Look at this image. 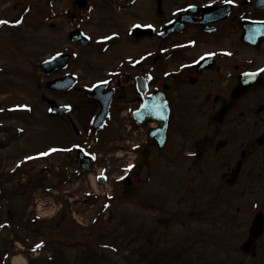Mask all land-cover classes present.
Segmentation results:
<instances>
[{"label":"rangeland","instance_id":"374dc122","mask_svg":"<svg viewBox=\"0 0 264 264\" xmlns=\"http://www.w3.org/2000/svg\"><path fill=\"white\" fill-rule=\"evenodd\" d=\"M86 1L94 9L79 11L73 0L54 3L50 0H0V21H7L0 23V163H5L0 164V264H11V257L20 254L22 247H27L26 254L23 251V264H195V261L209 264L208 241L175 239L178 236L198 237L190 233L196 229V224L189 229L182 225L184 221L189 223L187 218L192 216L189 210L197 211L194 204L198 202L184 197L175 206L171 201L174 191L163 197V190L172 176H166L167 162L159 159L156 150L149 149L147 160L139 162L136 168L142 176L148 171L154 172L149 182L139 181L136 174L128 188L118 182L124 170L112 168L105 184L95 179L99 172L105 173L107 166L111 167L109 160L129 170L131 161L137 165L132 160L135 154L130 147L147 135L149 126L128 123L124 107L136 100L135 95H130L129 90L118 93V107L112 108L113 119H108L100 131L91 129L93 117L88 123L90 115L96 114L91 100L86 101L76 89L54 91L44 86L46 81L70 73L83 87V83L90 84L103 78L107 70L119 67V59L125 62L145 51L153 53L156 45L153 38L138 44L132 38H123L133 18L125 20L122 1ZM75 12L84 19L81 28L91 39L86 46L67 38V32L74 27L71 15ZM108 17L113 21H108ZM49 23H53V27ZM115 30L123 39L109 41L106 33ZM198 48L182 59H190L212 47L202 43ZM67 52L70 61L65 69L45 73L39 68L42 59ZM149 61L152 63L151 57L145 62V68ZM139 70L140 67L137 74ZM128 72L129 75L121 74L115 81L119 79L124 85L123 81L131 79L134 73L132 69ZM42 94L58 104H70L71 112L58 118L48 114L47 105L40 98ZM178 130V121L174 120L170 132ZM79 140L92 158L96 156L88 170L79 168L74 148ZM59 146L65 149L59 151ZM170 146L173 149L177 146L175 139ZM22 156H29V160L15 170L13 167L21 162ZM175 160L182 162L178 152ZM183 172L184 169L177 168L172 172L176 177L174 181L180 186L192 190L203 183L200 176L187 173L186 177ZM21 177L26 178V182L17 180ZM52 188L57 190L48 194ZM38 199L46 200L35 209L42 219L32 221L27 209ZM15 215L17 219L14 220ZM49 216L53 218L47 219ZM143 243L151 247L147 248L146 260L143 258L146 253L140 252ZM138 244L139 250L127 256V247L137 248ZM153 248L156 250L151 256ZM47 253L53 255L51 260ZM238 256L235 252L226 259L233 262Z\"/></svg>","mask_w":264,"mask_h":264},{"label":"flooded vegetation","instance_id":"af4514ba","mask_svg":"<svg viewBox=\"0 0 264 264\" xmlns=\"http://www.w3.org/2000/svg\"><path fill=\"white\" fill-rule=\"evenodd\" d=\"M124 5L125 20L131 17L132 24L151 27L147 38L156 44L152 55L139 54L136 65L132 59L117 68V76L134 72L131 85L124 81L115 91L135 95L136 100L124 107L125 114L131 116L142 103L134 83L138 68V75L146 76L145 69L151 66L148 87L164 90L169 123L176 120L183 126L168 145L154 146L157 155H170L164 158L169 168L176 149L190 148L195 155L186 173L203 182L192 190L185 186L179 196L191 198L192 192H200L202 231L235 244L241 251L239 262L264 264V0H124ZM145 37L140 36L138 43ZM202 43L212 48L182 59ZM150 57L152 63L145 68ZM140 151L144 153L145 146L140 144ZM256 215L263 218V232L253 242V252H243L241 244ZM235 223L245 234L243 240L233 232Z\"/></svg>","mask_w":264,"mask_h":264},{"label":"water","instance_id":"95a60500","mask_svg":"<svg viewBox=\"0 0 264 264\" xmlns=\"http://www.w3.org/2000/svg\"><path fill=\"white\" fill-rule=\"evenodd\" d=\"M77 2L80 3L81 0H77ZM69 38L73 41L79 40L83 44L86 43V38L84 36H82L78 30L72 31L69 34ZM67 58H68L67 55L57 56V57H54L53 59L43 61L40 64V67L44 71L48 72L51 69H55L57 67L64 66L66 64ZM71 82H72V79L70 76H64V77L56 78V79L50 81L49 83H47V86L52 87V88H58V89L59 88H68L71 86ZM47 101L49 103H53L52 100H50V99H48ZM107 103H108V100L103 104V108L101 109V113L98 117V120H103V116L105 115L106 110H107ZM164 127L165 126H163L162 129H164ZM157 132L161 133V130L158 129Z\"/></svg>","mask_w":264,"mask_h":264},{"label":"bare ground","instance_id":"6f19581e","mask_svg":"<svg viewBox=\"0 0 264 264\" xmlns=\"http://www.w3.org/2000/svg\"><path fill=\"white\" fill-rule=\"evenodd\" d=\"M22 261L23 259L21 258V256H14L12 259L13 264H20Z\"/></svg>","mask_w":264,"mask_h":264},{"label":"snow or ice","instance_id":"6c2138e0","mask_svg":"<svg viewBox=\"0 0 264 264\" xmlns=\"http://www.w3.org/2000/svg\"><path fill=\"white\" fill-rule=\"evenodd\" d=\"M0 23H7V21H0ZM37 247H40V245L38 244Z\"/></svg>","mask_w":264,"mask_h":264}]
</instances>
